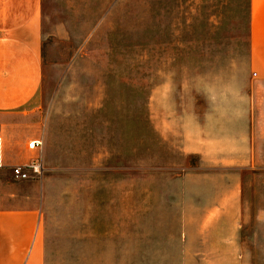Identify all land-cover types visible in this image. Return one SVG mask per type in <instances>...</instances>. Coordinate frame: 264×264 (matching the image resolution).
<instances>
[{"label": "rangeland", "instance_id": "obj_1", "mask_svg": "<svg viewBox=\"0 0 264 264\" xmlns=\"http://www.w3.org/2000/svg\"><path fill=\"white\" fill-rule=\"evenodd\" d=\"M44 13L63 37L47 39L31 104L51 124L46 264H264V165L184 150L249 136L247 0H45ZM234 188L229 249L206 220Z\"/></svg>", "mask_w": 264, "mask_h": 264}, {"label": "crops", "instance_id": "obj_2", "mask_svg": "<svg viewBox=\"0 0 264 264\" xmlns=\"http://www.w3.org/2000/svg\"><path fill=\"white\" fill-rule=\"evenodd\" d=\"M44 6L45 0H0V264H46L47 260L44 143H49L51 124L49 112L31 104L43 87L47 39L63 37L45 32ZM247 7L249 70L256 80L250 108L244 112L249 136L242 139L245 143L240 148L202 142L195 148L185 146L187 153H196L205 162L264 165L259 146L264 144V107L260 105L264 92V0H247ZM39 114L41 118H36ZM33 140H42V148L29 149ZM37 158L44 166L41 175L30 179L15 175V166ZM209 212L206 230L220 224L225 233L218 243L231 249L237 244L241 191L223 190Z\"/></svg>", "mask_w": 264, "mask_h": 264}, {"label": "built area", "instance_id": "obj_3", "mask_svg": "<svg viewBox=\"0 0 264 264\" xmlns=\"http://www.w3.org/2000/svg\"><path fill=\"white\" fill-rule=\"evenodd\" d=\"M2 138L0 137V143ZM43 146L42 140H33L28 143V148L31 150H39ZM0 167H3L2 162H0ZM44 166L40 158L33 160L24 165H18L14 167V173L18 178L30 179L35 175H41L43 173Z\"/></svg>", "mask_w": 264, "mask_h": 264}]
</instances>
